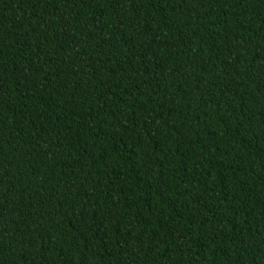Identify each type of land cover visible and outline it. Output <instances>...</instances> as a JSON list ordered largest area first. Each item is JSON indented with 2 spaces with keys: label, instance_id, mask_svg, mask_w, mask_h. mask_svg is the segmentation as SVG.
<instances>
[{
  "label": "trees",
  "instance_id": "trees-1",
  "mask_svg": "<svg viewBox=\"0 0 264 264\" xmlns=\"http://www.w3.org/2000/svg\"><path fill=\"white\" fill-rule=\"evenodd\" d=\"M0 264H264V0H0Z\"/></svg>",
  "mask_w": 264,
  "mask_h": 264
}]
</instances>
